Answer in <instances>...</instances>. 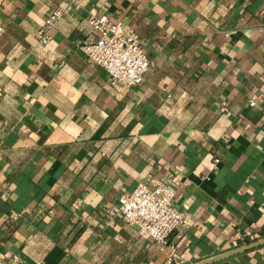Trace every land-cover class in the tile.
<instances>
[{
	"label": "crops",
	"instance_id": "obj_1",
	"mask_svg": "<svg viewBox=\"0 0 264 264\" xmlns=\"http://www.w3.org/2000/svg\"><path fill=\"white\" fill-rule=\"evenodd\" d=\"M91 14L140 39V84L82 52ZM0 27V264H164L111 209L170 173L181 264L264 238V0H0ZM203 264H264V244Z\"/></svg>",
	"mask_w": 264,
	"mask_h": 264
},
{
	"label": "built area",
	"instance_id": "obj_2",
	"mask_svg": "<svg viewBox=\"0 0 264 264\" xmlns=\"http://www.w3.org/2000/svg\"><path fill=\"white\" fill-rule=\"evenodd\" d=\"M61 14L62 10L57 8L46 15L37 31L41 43L49 41V28ZM87 21L96 31V37L81 43L80 49L86 57L108 73L112 85L132 87L140 84L150 65L140 39L125 31L122 21L109 22L105 14H91ZM260 99L258 93H253L248 105L255 106ZM184 184L185 181L174 173L168 174L166 180L152 179L150 185L139 182L131 192L121 195L111 209L122 215L126 223L136 226L138 233L168 248L164 264H181L170 237L186 223L184 214L174 204L175 190ZM236 237L241 238V235L236 233Z\"/></svg>",
	"mask_w": 264,
	"mask_h": 264
},
{
	"label": "water",
	"instance_id": "obj_3",
	"mask_svg": "<svg viewBox=\"0 0 264 264\" xmlns=\"http://www.w3.org/2000/svg\"><path fill=\"white\" fill-rule=\"evenodd\" d=\"M264 244V238H261V239H258V240H255V241H252V242H249L247 244H244V245H241V246H238L232 250H229V251H226L224 253H221L219 255H216L214 257H211L209 259H206L204 261H200L196 264H203V263H207V262H210V261H213V260H217V259H220V258H223V257H227V256H230V255H233V254H236V253H239V252H242V251H246L248 249H251V248H254V247H257V246H260V245H263Z\"/></svg>",
	"mask_w": 264,
	"mask_h": 264
}]
</instances>
